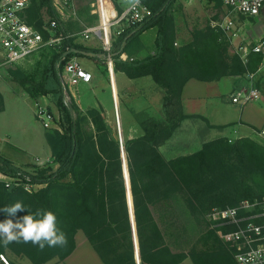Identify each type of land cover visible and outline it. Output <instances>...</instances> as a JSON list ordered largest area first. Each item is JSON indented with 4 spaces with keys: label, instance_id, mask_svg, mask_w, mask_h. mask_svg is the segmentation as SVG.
Here are the masks:
<instances>
[{
    "label": "trees",
    "instance_id": "1",
    "mask_svg": "<svg viewBox=\"0 0 264 264\" xmlns=\"http://www.w3.org/2000/svg\"><path fill=\"white\" fill-rule=\"evenodd\" d=\"M215 1L219 8L223 5V0ZM175 2L144 0L153 17L139 30L124 34L119 42H115L111 54L115 72L122 71L129 79L151 77L165 91V99L171 101L170 105L164 103L165 110L170 106L176 108L178 121H182L192 117L183 112L182 105V92L189 80L213 82L225 77L247 76L257 71L262 57L251 53L245 64L238 54L230 55L228 38L211 25L195 30L191 42L176 47L173 16L169 12ZM43 10L53 20L59 21L56 35L63 33L53 0H33L28 11V23L43 31ZM151 28L157 29L155 52L142 57V49H130L131 41ZM74 49L104 53L67 38L60 45L47 49L53 51V56L41 81L26 74L13 78L32 98L51 95L58 108L61 130L53 128L45 132L53 162L31 173L0 152V173L33 186L43 185L39 191L29 193L21 186L11 189V185L0 181V207L21 201L32 212L38 208L52 211L59 228L66 233L67 245L46 246L40 250L31 243L7 246L0 243V252L9 249L28 258L31 264H47L55 258L65 260L76 249L77 232L83 231L105 264H136L120 144L110 135V129L98 109L88 112L96 128V139L84 138L78 117L74 114L77 106H67L63 101L60 74L64 65L71 58L85 57L75 54ZM123 52L129 57L135 56V59L120 61L119 55ZM92 59L99 64L104 61V58ZM0 99L1 111V94ZM49 112L53 115L50 108ZM138 116L139 113L136 114L137 120ZM168 120L167 117L164 122L151 120L144 123L143 135L127 140L124 145L140 264H181L187 257L193 264H238L232 250L222 244L212 231L202 236L201 247L196 244L189 253L172 252L150 207L161 200L180 196L183 198L181 212L185 215L180 220L181 230L195 232V227L200 231L205 214L213 208L261 199L264 196V145L247 137L234 143L219 137L204 143L194 154L166 160L158 147L175 129L174 124L168 127ZM69 176L71 181L66 180ZM251 180L254 185L248 183ZM26 214L22 212L18 216ZM6 218V214L0 212V221Z\"/></svg>",
    "mask_w": 264,
    "mask_h": 264
},
{
    "label": "rangeland",
    "instance_id": "2",
    "mask_svg": "<svg viewBox=\"0 0 264 264\" xmlns=\"http://www.w3.org/2000/svg\"><path fill=\"white\" fill-rule=\"evenodd\" d=\"M58 0H53L57 2ZM95 0H74V7L76 12L77 20H74L75 16H72V12H68V10L64 11V14H60L54 6L56 13L59 16L61 22V28L63 33L65 34H73L75 32L80 31L85 26H92L97 24L98 17L92 14L93 3ZM219 6L216 4L215 0H195L193 2H188L187 0H176V2L171 6L169 12L173 16L172 29L174 31V45L179 47L183 43H188L193 40L192 35L195 30H202L208 25H211L212 21L218 20L221 16L218 12ZM42 20L43 27L44 25L52 19L46 11H42ZM157 36V29L151 28L146 30L144 33L133 39L132 45L130 49L133 51H139L142 49V57L147 53H153L154 50V42ZM75 38H73L74 40ZM120 38L114 37V42H119ZM89 42H94L95 44H99V40L97 38H91L90 40H81L76 41L77 44H81L87 47H90ZM230 42V41H229ZM254 42V41H252ZM251 45V41L237 43V45ZM234 42H230L229 54L234 55L237 54V50L234 51ZM236 45V46H237ZM91 48V47H90ZM98 50H102L101 47L96 48ZM53 51L44 50L29 60L17 62V63H9L6 57L0 51V87H2V92L7 98H11V92L13 86H18L19 83L14 81V76L28 75L34 78L37 81H41L45 72V68L47 63L50 62ZM139 56V55H138ZM136 56V58L138 57ZM135 57V56H134ZM133 57V59H135ZM141 57V56H139ZM79 63L88 71L94 70V65H98L99 63L94 62L90 57H76ZM132 58V57H130ZM129 59V58H128ZM130 60V59H129ZM262 64V63H261ZM59 64H57L58 66ZM105 70V66H107L106 62L102 61L99 64ZM107 68V67H106ZM264 75V71H263ZM249 77V74H248ZM264 84V81H263ZM20 86V85H19ZM15 89V88H14ZM74 94H76L78 101L72 102L77 106V110H75V117H78L80 122V126L82 128V136L84 138L93 137L96 139L97 133L96 128L92 122L91 117L88 112L90 109H98L101 112L102 117L105 119L106 125L110 129V135L120 144L119 131L121 132V139L123 140V145L127 140L135 139L143 135L144 123L151 122V120L159 123L167 121L168 117V127L172 124L175 125V129L170 137L158 147V150L162 154V156L166 160L175 159L181 156H187L196 153L199 151L204 143L208 141L215 140L219 137H215L209 135L208 127L205 120L196 118L192 116L191 118L184 119L182 121H178L177 115L178 111H175L176 108H172L171 106L165 110L164 103L170 105L171 101L165 99V91L158 87L151 77L146 78L144 80H136L129 85L124 86L123 90L120 89V94L118 96V102L116 103V113H115V104L110 98L109 89L105 87L103 90L101 88H95L94 90H88V87L83 86L82 84L73 89ZM118 95V94H117ZM48 100L53 103V115H55L54 122L52 123V127L50 129H58L61 130L59 126V111L55 106L53 98L51 95L47 96ZM204 100L197 103L196 106L203 107ZM71 104V105H72ZM248 105V104H247ZM1 106V99H0ZM194 106V104H193ZM246 106V105H245ZM105 108V110H104ZM169 112H171L169 114ZM55 113V114H54ZM108 113V114H107ZM139 113V119H136V114ZM168 113V116L166 115ZM3 114L0 115V118ZM25 115L24 121L27 122V114ZM13 117H17L13 115L12 111L9 110L7 114V122L11 123L10 127L14 129L18 122L15 121ZM41 130L44 129L41 121L38 123ZM143 127V128H142ZM210 128V127H209ZM5 129V128H4ZM2 129V131H4ZM217 129V128H216ZM218 130V129H217ZM5 131L11 135L12 144L19 145V147H31L37 146L38 143L33 142L34 137L31 143H19L20 133L17 131L7 130ZM235 129L228 128L225 132V135L230 136L225 137L229 140L230 143H234L237 139H239V134L234 132ZM208 132V134H207ZM260 136V134H259ZM24 140L27 142L29 140L28 137H25ZM259 144L264 145V138L262 136L259 139H256ZM23 143V144H22ZM11 145V142L8 140V143ZM45 148L48 150V146L45 145ZM10 150L11 153L15 154L18 158H16L17 162L15 163L20 168L31 172L36 173L38 168H43L47 166V164H51L53 162L52 155L49 158H32L28 159L27 162L24 161L26 157L21 155V152L15 151L14 148ZM36 151V148H35ZM121 151V149H120ZM125 151V149H124ZM4 155L8 153L3 150ZM126 155V153H125ZM20 159V160H18ZM127 159V157H126ZM128 164V163H127ZM2 174V173H1ZM66 180H72L71 176L67 177ZM0 181L5 182L7 185H11V189L15 186H21L29 193H34L39 191L43 185H30L28 183H23L21 180L17 178L8 177L6 175H0ZM248 183L254 185L252 180ZM257 186V185H255ZM253 187V186H252ZM264 197V196H263ZM262 197V198H263ZM183 203V198L180 196L172 197L168 200L164 199L157 202L155 205H152L151 211L155 221L162 229V233L165 239V243L171 249L172 252H184L189 253L192 247L202 246L201 238L204 234L212 231L215 233L216 237L224 244L229 250L233 249L229 246L228 243L225 242L224 234L228 231L224 227L219 226L220 224L214 219H210L209 216L214 210L224 209L222 207H215L210 212L205 214L204 223H202L200 227V231L195 227L196 231H190V229H186V231L181 230L182 228V218L185 216L181 212L180 204ZM238 202L234 206L239 204ZM183 207V204H182ZM181 231V232H180ZM212 241V239L210 240ZM134 242V240H133ZM3 253H5L8 258L11 260L12 264H31L28 258L24 256H19L13 253L11 250L6 249ZM47 264H105L96 251L93 249L92 245L88 241V238L84 234L83 231H78L76 234V249L75 251L65 260H59L55 258L49 261ZM137 264V263H136ZM181 264H193L190 257L184 259Z\"/></svg>",
    "mask_w": 264,
    "mask_h": 264
},
{
    "label": "built area",
    "instance_id": "3",
    "mask_svg": "<svg viewBox=\"0 0 264 264\" xmlns=\"http://www.w3.org/2000/svg\"><path fill=\"white\" fill-rule=\"evenodd\" d=\"M32 3L33 0H0V51L7 61L19 63L29 60L44 50L60 45L67 38H75L74 42L97 38L101 42L103 58L112 83L114 59L111 52L114 37L121 38L124 34L139 30L153 17L152 10L145 5L144 0L136 8H130L125 0H95L92 14L98 17L97 24L85 26L71 35H56V29L60 26L57 20L50 19L43 31L28 23V11ZM53 5H56L60 14L68 10L75 16L74 20L78 19L74 0H58ZM223 6L224 13L211 26L223 32L230 42H234L239 37L236 16H259L264 8V0H223ZM236 50L245 64L248 56L256 53L262 57L264 65V37L251 45H237ZM253 77L254 74H249L250 79ZM92 79V72L86 70L76 58L69 59L60 74L64 104L71 106L74 101L73 89L81 84H89ZM260 96L259 90L252 86L234 92L232 101L245 106L257 101ZM36 115L45 127L52 126L54 116L40 103L36 104ZM259 134L264 138V131ZM209 218L228 229L224 234L225 242L232 247L238 264H264V197L243 200L235 207L214 210ZM0 264H12L3 252H0Z\"/></svg>",
    "mask_w": 264,
    "mask_h": 264
},
{
    "label": "crops",
    "instance_id": "4",
    "mask_svg": "<svg viewBox=\"0 0 264 264\" xmlns=\"http://www.w3.org/2000/svg\"><path fill=\"white\" fill-rule=\"evenodd\" d=\"M217 10L220 16H222L225 11V8L222 5ZM235 19L237 22V27L239 28V37H237L234 41V51L237 49V43H242L244 42V40L246 42L251 41V43H253L252 41L264 37V8L262 9L259 16L255 18H246L237 15ZM89 43L91 48L96 49L98 45L99 47H101V42H98L99 44H95L94 42ZM114 48L115 42H113L112 50ZM119 60L127 62L133 61V58H130L126 52H123L119 55ZM93 61L96 62V60L94 59ZM103 68L104 67L101 68L99 64L94 65V70L92 71V81L89 84L82 85L88 87V90L91 91L95 88H101L103 90L105 87H108L111 102L113 101L115 104V113L116 103L118 102L120 89L122 88L123 90L124 86H126L127 84L129 85L130 83L136 80H144L146 78H149L143 77L139 79H129L124 72H115L114 70L112 83L108 68H106V66L105 70ZM263 71L264 65L260 64L257 71L255 73H252L254 74L253 79H250L247 75L243 77H225L213 82H202L196 79L189 80L184 86L182 92L183 112L188 116H197L196 118L199 119H202V117L205 118V122H207V125L209 124L215 127H222L221 129L217 128L218 130L216 128L208 127L209 135H211V137L215 136L230 138V136L225 135V132L228 128H233L235 129L234 132L239 134V138L247 137L253 140L259 139V132L264 131ZM252 86H255L261 94L260 98L257 101L250 103L246 106L233 103L232 94L234 92L248 89ZM0 94L2 95L3 99V109L0 111V115L3 114L0 118L1 154L7 159L11 160L14 164L17 162L16 158L18 157L10 152V150L13 152V148L15 151H18V153L21 152V155H24L23 157H26L25 159H23V163H25L24 161L27 162L28 159L32 158H49V156H51V149L46 141L45 132L46 129H50L52 126L45 127L41 122L44 127V129L41 130L38 124L40 120L37 118L36 115V104L40 103L47 109L50 108L53 111V103L48 100L47 96H40L38 98L30 97L19 85L13 86L11 98H7L4 95V93L2 92V87H0ZM73 95L74 103L77 102L78 99L76 94H74V91ZM203 100L205 101L203 107H199L198 109L196 104ZM9 110L12 111L13 115L17 116L13 117L14 120H17L18 122L17 126L14 129L10 127L11 123L7 122V114ZM23 113L27 114V122L24 121L25 115H23ZM4 128L7 130L19 132V143H31L33 138L30 137H34L33 142L38 143V147L31 146L22 148L19 147V145L12 144V137L5 131ZM2 129H4V131H2ZM25 137L29 138L27 142L24 140ZM8 140L11 142V145L6 144L8 143ZM45 145L48 146V150L45 148ZM3 150L6 151L8 154L4 155ZM0 175L3 176V174L1 173Z\"/></svg>",
    "mask_w": 264,
    "mask_h": 264
},
{
    "label": "clouds",
    "instance_id": "5",
    "mask_svg": "<svg viewBox=\"0 0 264 264\" xmlns=\"http://www.w3.org/2000/svg\"><path fill=\"white\" fill-rule=\"evenodd\" d=\"M130 8H136L141 0H125ZM0 212L8 218L0 221V243L7 246L11 243H31L43 250L47 247H64L67 236L57 222L55 213L46 209H36L32 212L23 202L16 201L11 205L0 207ZM28 214L18 216V213Z\"/></svg>",
    "mask_w": 264,
    "mask_h": 264
},
{
    "label": "water",
    "instance_id": "6",
    "mask_svg": "<svg viewBox=\"0 0 264 264\" xmlns=\"http://www.w3.org/2000/svg\"><path fill=\"white\" fill-rule=\"evenodd\" d=\"M73 52L75 54L84 55L85 57H90V58H94V57L103 58V56H104L103 54L97 55L93 52L85 51V50H79V49H74ZM119 137H120L121 158H122V162H123V174H124V179H125V183H126V190H127V204H128V210H129V216H130L132 236H133V240H134L135 258H136V263L140 264L139 243H138L135 215H134V209H133L134 206H133V202H132L133 198H132L131 187H130L128 164H127L123 140L121 139V132L120 131H119Z\"/></svg>",
    "mask_w": 264,
    "mask_h": 264
}]
</instances>
